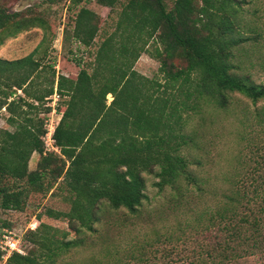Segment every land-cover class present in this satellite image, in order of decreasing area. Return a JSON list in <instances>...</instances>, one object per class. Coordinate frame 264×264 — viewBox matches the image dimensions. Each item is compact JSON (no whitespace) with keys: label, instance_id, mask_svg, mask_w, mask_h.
Instances as JSON below:
<instances>
[{"label":"trees","instance_id":"1","mask_svg":"<svg viewBox=\"0 0 264 264\" xmlns=\"http://www.w3.org/2000/svg\"><path fill=\"white\" fill-rule=\"evenodd\" d=\"M59 1L44 0L47 4ZM95 3L110 13L119 9L114 29L104 34L94 53L90 48L99 30L97 16L86 8L75 13L71 38L93 59L75 76H56V93L66 98L53 132L59 156L43 153L39 139L42 120L28 112H37V106L52 94V87L32 90L39 67L33 53L14 61L0 59V78L9 80L8 88L36 103L19 97L20 108L13 101L5 103L7 97L0 101V109L10 114L7 122L13 126L12 132L0 130V181L10 179L24 185L19 189L0 187V209L21 211L28 193H44L62 177L70 204V230L91 234L105 209H123L135 215L146 198L140 174L156 170L153 186L158 191L168 187L174 204H184L185 229L178 227L176 237L135 242L128 253H107L104 249V253L76 262L64 257L70 250L85 246L84 238L65 240V232L40 224L23 238L35 246L33 253H11L3 264H238L249 257L264 264V112L256 111L251 124L245 113L238 120L246 130L239 136L243 148L237 153L238 168L230 181L221 174L210 180L200 175L199 168L189 167H199L200 163L193 164L183 156L194 140L180 125L181 115L195 110L200 101H213L219 110L227 108L232 93L253 104L264 102V83L254 84L248 77L233 73L239 69L233 63V49L243 42L257 41L259 30L252 27L242 35L237 0ZM19 18L18 12L6 13L0 8V34L5 31L0 44L1 39L31 26ZM11 22L14 24L8 26ZM149 42L162 83L133 70V63ZM107 95L111 98L108 103ZM32 153H37L38 161L35 169L28 171L26 164ZM214 183L216 189L226 188L217 191L212 188ZM46 214L59 216L51 210ZM59 233L60 237H55ZM179 243H195L196 248L189 253H171ZM165 244L173 245L168 251L160 247Z\"/></svg>","mask_w":264,"mask_h":264},{"label":"rangeland","instance_id":"2","mask_svg":"<svg viewBox=\"0 0 264 264\" xmlns=\"http://www.w3.org/2000/svg\"><path fill=\"white\" fill-rule=\"evenodd\" d=\"M126 1L119 0V3L123 4ZM237 1L240 2V8L237 11L238 24L242 28L240 32L244 35L245 31L256 27L259 30L260 38L257 41L243 42L233 49V63L239 67V69L233 70V73L237 76L248 77L254 84L264 83V68L261 66L264 65V0ZM0 8L6 13L18 12L21 19L27 20L28 25L31 24L27 30H21L13 37L1 39L0 59L14 61L33 53L32 59L37 61L39 67L37 73L33 75L32 90H47L48 87H52V94L56 93L57 75L75 76L80 68H86L85 65L93 59V56L87 53L86 48L71 38L75 13L80 8H86L97 16L96 22L99 30L94 39V47L90 48L94 53L104 34H108L114 29L113 22L119 9L117 8L115 12L110 13L107 8L96 4L95 0H79L77 3H72L70 0H60L55 4H47L44 0H0ZM14 22L8 26H12ZM152 50L153 46H150L149 42L133 63V70L146 79H154L162 83V74L158 71L159 63L150 55ZM174 63L177 66L181 64L177 60H174ZM51 71L54 73L53 77H51ZM51 78H53L52 86L49 85ZM8 81L3 77L0 78V101L7 97L5 103L8 104L13 101L14 106L16 104L22 108V104L17 100L19 97H23L22 93L8 88ZM9 93L13 94H10L9 97ZM169 93L175 95L176 99L181 98V95ZM51 95L43 99L41 106H37V112L28 111L35 114V117L33 115L30 117L41 119L42 124L43 119L47 121L50 108L45 105L51 103ZM24 99L28 103L36 104L34 101ZM65 99V97L59 96L57 110L61 111ZM110 100V96L107 95L106 103ZM228 102L226 109L219 110L213 101H204L203 103L200 101L195 110L181 115L182 132L194 140V143L190 144V148H185L182 154L193 164L199 161L201 168L197 164L189 167L194 170L199 168L200 175L210 180L221 174L230 181V178L235 175L238 168L236 158L239 155L237 153L243 148L239 136L244 135L246 130L239 124L238 120H241L245 113L249 119L248 123L251 124L256 111L264 112V102L260 101L253 104L237 93L230 94ZM23 110L27 112L28 109L24 107ZM9 116L10 114L4 108L0 109V130L13 131V126L7 122ZM53 119L55 120L56 117L53 116ZM42 136L43 134L39 137L40 141ZM43 153L59 156L57 148L53 152L43 150ZM37 161V153H32L26 164L27 170H34ZM155 171L153 170V173ZM153 173L142 172L140 174L144 180L143 193L146 198L141 201L135 215L132 216L123 209L115 212L105 209L99 217V222L94 225L96 232L91 234L86 233L83 229H79L80 233L78 234L70 230L68 223L70 204L68 194L63 187L62 177L44 193H28L21 211L0 209V231L11 230L19 235L18 246L21 255L31 254L35 250V246L30 242L23 241V238L29 231H34L39 227L40 224L56 229L60 233L65 232V240L83 237L85 246L70 250L67 252L69 254L64 257L65 261L74 260L76 262L79 258L86 260L90 254L104 253V249L109 250L107 253H128V247L135 242L143 243L153 239H162V236L172 235L176 237L178 235L177 228L185 229L186 226L182 216L184 204L181 206L174 204L170 199L168 187L158 191L153 186V183L157 182ZM228 179L227 183H229ZM216 185L214 183L212 188L216 189ZM224 185L228 186V184ZM2 186L11 189L24 187L21 182L13 183L10 179H2L0 187ZM218 188L226 187L219 186ZM218 188L216 190L220 191ZM46 210H51L59 216L57 218L50 217L46 214ZM3 223L7 226H3ZM60 233L55 237H60ZM171 245L173 244H165L160 247L169 251ZM174 247L175 250L171 253H189L188 250L192 247L196 248V245L195 243H188L184 246V244L179 243ZM0 264H3L1 258ZM238 264H260V262L256 257H249L238 262Z\"/></svg>","mask_w":264,"mask_h":264},{"label":"built area","instance_id":"3","mask_svg":"<svg viewBox=\"0 0 264 264\" xmlns=\"http://www.w3.org/2000/svg\"><path fill=\"white\" fill-rule=\"evenodd\" d=\"M58 97H59L58 94L54 92L50 96L51 103L45 105L46 107L50 108V111L48 115L49 118L47 119V121H44L43 119V124H42L43 136L41 137V142H42L43 150H47L49 152H53L56 149L54 146L53 132L61 117V111L57 110ZM53 116L56 117L55 120L53 119ZM19 241H20V237L15 232L11 230L0 231V258L3 260V263L11 253L21 254V250L19 249L18 246Z\"/></svg>","mask_w":264,"mask_h":264},{"label":"crops","instance_id":"4","mask_svg":"<svg viewBox=\"0 0 264 264\" xmlns=\"http://www.w3.org/2000/svg\"><path fill=\"white\" fill-rule=\"evenodd\" d=\"M58 100H59V97H58ZM57 106H58V103H57Z\"/></svg>","mask_w":264,"mask_h":264}]
</instances>
